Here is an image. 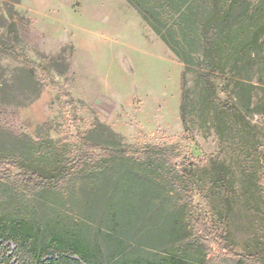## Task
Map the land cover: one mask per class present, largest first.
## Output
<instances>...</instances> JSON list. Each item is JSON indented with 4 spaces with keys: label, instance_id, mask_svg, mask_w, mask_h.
<instances>
[{
    "label": "rangeland",
    "instance_id": "obj_1",
    "mask_svg": "<svg viewBox=\"0 0 264 264\" xmlns=\"http://www.w3.org/2000/svg\"><path fill=\"white\" fill-rule=\"evenodd\" d=\"M230 1L235 7L228 27L211 24L230 45L217 56V94L210 97L198 75L200 31L188 42L167 33L192 64L193 71L186 72L126 0H0V148L25 153L32 141L52 140L66 159L77 146L73 137L80 135L102 148L178 145L177 162L191 164L198 181L193 215L223 238L212 246L205 239L194 244L187 212L172 196L150 192L136 225L123 234L120 257L264 264V0H219L218 5L203 0L199 17L213 20L219 6ZM12 23L17 41L9 35ZM225 104L228 110L222 112ZM234 107L253 127L251 134L242 129ZM53 158H31L13 172L50 170L59 161ZM215 163L225 165L234 188L230 208L210 187ZM122 167L112 166L101 181L77 176L71 182L76 195L49 190L26 199L0 186V204L11 209L22 199L41 225L47 214L56 215L64 231H84L102 247L103 264H113L106 219L108 205L120 198L109 183L122 175ZM92 183L96 196L85 190ZM169 217L182 221L180 226L170 229Z\"/></svg>",
    "mask_w": 264,
    "mask_h": 264
},
{
    "label": "trees",
    "instance_id": "obj_2",
    "mask_svg": "<svg viewBox=\"0 0 264 264\" xmlns=\"http://www.w3.org/2000/svg\"><path fill=\"white\" fill-rule=\"evenodd\" d=\"M126 1L183 61L186 65V72L193 71L192 64L186 55L178 51L177 45L168 40L167 33L171 36L178 33L185 42H188L192 32L200 31L203 67L199 69L198 75L203 85V93L210 97L216 96L217 87L214 83V76L220 70L217 56L223 53L222 48L228 47L230 43L226 41V37L220 41L222 36L216 33L218 27L213 29L211 24L216 20L217 26L227 28L229 10L235 7V3L230 1L219 6L213 20L209 18L204 20L199 17V8L203 0ZM214 3L218 5L220 2L214 0ZM263 31L264 25L261 28V32ZM9 35L14 41L18 40L14 23L9 26ZM255 41L257 42L258 38H255ZM235 44L233 42L232 45L236 46ZM30 80L33 84L35 83L33 75ZM227 108L226 104L222 105L221 111L225 112ZM233 110L238 112L235 116L242 129L251 134L253 127L246 117L236 107ZM73 139L77 146L66 159H63L64 149L52 140L32 141L25 153L0 148V186L11 189L26 199L49 190H56L66 195L71 192L76 195L77 190L71 182L77 176L97 178V181H101L112 166L122 165V175L112 178L109 183L117 189L120 198L108 205L106 219L107 233L111 236L108 241L111 253L109 261L113 264H187L184 257H160L158 259L120 257L123 255L125 246L123 234L130 226L136 225V218L140 216L142 208L147 204L150 192H160L163 197L172 196L178 208L187 212L192 225L194 244L199 241L204 242L205 239L208 245L212 246L217 244V240L223 239L212 231L211 226L203 217L193 215L195 187L198 181L191 164L177 162L181 153L178 145L162 148L150 145L102 148L92 139L81 135ZM49 156L59 160L50 170L39 168L24 174L13 172L14 168H23L22 164H30L31 158L41 159ZM213 170L214 176L210 179V187L222 197L226 208H230L235 191L228 179L227 169L224 164L215 163ZM92 178L89 181H92ZM95 186V183H92L85 190L90 192L91 196H96ZM18 201L22 203L19 205L14 203L11 209H6L0 204V264L104 263L102 247L91 241L84 231H64L56 215L47 214L46 218L49 220L41 225L32 210H29L31 211L29 213L25 210L28 204L17 198ZM168 219L166 224L170 229L178 228L182 222H174L170 217ZM115 239L117 241H114ZM143 246L157 250L152 245Z\"/></svg>",
    "mask_w": 264,
    "mask_h": 264
},
{
    "label": "crops",
    "instance_id": "obj_3",
    "mask_svg": "<svg viewBox=\"0 0 264 264\" xmlns=\"http://www.w3.org/2000/svg\"><path fill=\"white\" fill-rule=\"evenodd\" d=\"M141 18V17H140Z\"/></svg>",
    "mask_w": 264,
    "mask_h": 264
}]
</instances>
